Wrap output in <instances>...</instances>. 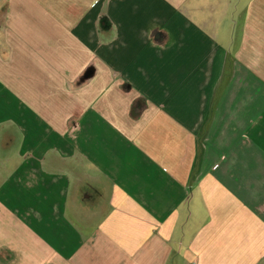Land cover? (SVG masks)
<instances>
[{"label": "crops", "instance_id": "crops-1", "mask_svg": "<svg viewBox=\"0 0 264 264\" xmlns=\"http://www.w3.org/2000/svg\"><path fill=\"white\" fill-rule=\"evenodd\" d=\"M0 264H264V0H0Z\"/></svg>", "mask_w": 264, "mask_h": 264}]
</instances>
